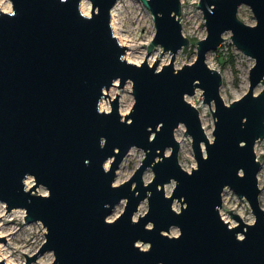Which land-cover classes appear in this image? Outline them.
I'll return each mask as SVG.
<instances>
[{
    "label": "water",
    "instance_id": "obj_1",
    "mask_svg": "<svg viewBox=\"0 0 264 264\" xmlns=\"http://www.w3.org/2000/svg\"><path fill=\"white\" fill-rule=\"evenodd\" d=\"M90 1L87 13L80 0H10V9L0 7V200L45 226L38 248L23 251L22 264L45 249L53 252L50 264H264L254 149L264 135V0H197L206 33L195 40V57L178 66L175 52L189 42L181 0H141L155 27L146 50L158 43L170 52L161 65L158 57L149 63L123 56L126 45L110 22L115 0ZM240 2L249 4L255 22L237 15ZM225 29L253 57L247 89L228 102L219 91L221 72L205 60ZM115 79L117 86L131 80L134 100L124 113L118 93L109 108L99 107ZM195 86L208 106L213 101L212 137L185 97ZM180 122L196 160L189 169L177 156ZM132 145L143 156L128 177L113 182ZM147 166L153 174L145 180ZM38 184L46 191H34ZM225 185L247 199L253 220L231 208L237 222L223 218ZM145 197L147 208L133 217ZM122 198L123 208L107 218ZM172 224L178 233H168ZM0 264H7L4 257Z\"/></svg>",
    "mask_w": 264,
    "mask_h": 264
},
{
    "label": "rangeland",
    "instance_id": "obj_2",
    "mask_svg": "<svg viewBox=\"0 0 264 264\" xmlns=\"http://www.w3.org/2000/svg\"><path fill=\"white\" fill-rule=\"evenodd\" d=\"M81 1L82 0H80V3ZM83 2L88 8L87 12H89L91 1L83 0ZM0 7L10 9V0H0ZM111 9L114 13L112 15L110 11V22L113 32L116 36H127L130 38L129 42L132 43L131 45H134L132 48L131 45L125 43L126 47L123 56L136 62L142 61L145 56V59L149 63L158 57V65L169 60L170 52L167 49H163L158 43L153 44L149 51L146 50L147 43L153 36L155 27L149 8L145 6L141 0H115ZM236 13L246 22H255L254 14L249 4L246 2H240L238 4ZM112 18L113 23L111 21ZM179 19L181 21L182 32L189 37V42L186 45H181L176 50L173 59V64L175 66H178L183 62L191 61L195 57V40L204 36L206 33L204 18L201 9L197 5V0H181ZM222 34L223 39L217 44V46L206 51L205 60L209 65L217 68L221 72L222 79L219 85V91L223 100L228 102L232 98L242 94L247 89L248 69L253 62V57L243 52L240 47L232 42L229 29L223 30ZM152 49L155 50V53L152 52ZM126 50L129 51V53H127L129 55L128 57L125 55ZM115 82V84L111 83L108 88L105 89L107 94H105V97L103 95L99 99V107L101 104L102 107L109 108L111 98L115 93H118L119 109L121 113H124L129 110L134 100L131 89V80L126 79L122 85L118 86L116 85V79ZM260 86V83L257 84L254 87V90H258ZM200 92L201 87L195 86L192 93H185V97L198 107L203 127L206 125L209 130V135L212 137L211 129L213 127V115L210 108H213L214 104L211 100L209 108L208 102L202 99L203 96ZM184 130V124L180 122L175 127L174 133L180 143L177 154L178 160L181 165L189 169L191 165L196 164V160L191 146V137L188 133H185ZM254 149L257 158L260 160V165L257 171V180L260 186L258 197L260 204L264 207V135L255 140ZM165 151L168 152L169 147H166ZM143 154L144 150L141 146L132 145L119 162L113 182H119L128 177L134 167L139 163ZM106 164H108V160L106 161ZM152 174L153 171L150 166H147L143 171V177L145 180L150 178ZM31 182L32 177L27 175L25 177L26 186H29ZM165 184H167V187H165ZM173 184L174 178L166 181L164 183L165 192H170ZM35 189L34 191H46L45 186L42 184L36 185ZM124 201L125 198L117 201L111 212L107 215V218L115 216L123 208ZM172 204L175 208L179 209L178 200L174 199ZM146 208L147 199L145 197L139 201L138 207L133 213V217H137L139 212H144ZM229 208H231L230 212H238L246 221L254 219V214L247 199L243 196H239L231 186L225 185L222 190V202L219 205V211L229 223L232 220L235 223L237 220L233 215H230V212L227 210ZM24 212V208L19 206L6 209L4 201L0 200V225L2 231L6 232L4 234V237L6 238L5 241L1 239L0 242L3 243V246L5 247L4 253L7 254V259L11 264H22L26 257L24 252L27 254L34 252L44 239L45 226L40 220L26 221L24 219ZM178 232L177 225H170L168 233ZM238 233L241 234L240 231ZM136 242L140 246H148L147 241L137 239ZM52 258V250L45 249L38 252L35 259H32L30 264H50Z\"/></svg>",
    "mask_w": 264,
    "mask_h": 264
},
{
    "label": "bare ground",
    "instance_id": "obj_3",
    "mask_svg": "<svg viewBox=\"0 0 264 264\" xmlns=\"http://www.w3.org/2000/svg\"><path fill=\"white\" fill-rule=\"evenodd\" d=\"M80 5H81V9L84 11V12H86L87 13V11H88V8L85 6V4H84V2H83V0L81 1V3H80ZM3 9H5V8H3ZM111 14L113 15L114 13H113V10L111 9ZM112 23H113V18H112ZM118 36V35H117ZM118 39H119V41L120 42H123V43H126V44H128V45H131L132 43H130L129 41V39L130 38H128L127 36H118ZM131 47L133 48L134 47V45H131ZM155 50L154 49H152V52L153 53H155L154 52ZM127 53H129V51L128 50H126V52H125V55L128 57L129 55L127 54ZM152 53V54H153ZM100 107H102V105L100 104ZM102 108H105V107H102ZM204 128H205V132H206V134L210 137V135H209V130H208V128L206 127V125L204 126ZM165 187H167V184H165ZM224 218V217H223ZM231 224L232 223H234L233 222V220L230 222ZM6 232H3L2 231V229H1V225H0V235H3V234H5ZM4 246H3V243H1L0 242V258H5L4 260H5V262L7 263V264H11V262L7 259V254L6 253H4Z\"/></svg>",
    "mask_w": 264,
    "mask_h": 264
}]
</instances>
